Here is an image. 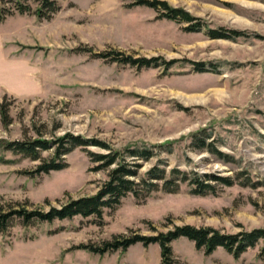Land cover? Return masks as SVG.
I'll return each instance as SVG.
<instances>
[{"label":"rangeland","instance_id":"1","mask_svg":"<svg viewBox=\"0 0 264 264\" xmlns=\"http://www.w3.org/2000/svg\"><path fill=\"white\" fill-rule=\"evenodd\" d=\"M136 1L60 0L62 8L49 20L16 12L0 22V108L3 101L10 104L12 119L5 124L0 110V138H35L39 128L46 138L70 131L117 148L164 145L143 171L164 158L169 168L239 176L237 182L219 185L216 194H193L184 184L177 193L142 200L129 195L105 209L102 224L82 216L28 225L16 219L0 231V264H161L157 243L105 254L76 246L184 224L230 233L264 228V0H167L199 17L200 31ZM221 27L246 34L209 35ZM87 46L175 62L170 68L138 67L78 50ZM196 63L206 70L198 71ZM202 128L234 162L192 146V134ZM52 153L44 151L43 158ZM66 157V168L39 173L41 160L0 150V202L47 207L46 200L59 206L96 194L107 171L91 169L85 148ZM247 175L259 186L242 185ZM171 244L178 264H264L263 241L240 257L223 247L207 254L184 236Z\"/></svg>","mask_w":264,"mask_h":264},{"label":"trees","instance_id":"2","mask_svg":"<svg viewBox=\"0 0 264 264\" xmlns=\"http://www.w3.org/2000/svg\"><path fill=\"white\" fill-rule=\"evenodd\" d=\"M12 5L7 6L4 0H0V22L6 20L9 15L16 12L21 14L34 13L39 19H51L62 8L60 0H34L37 6L33 8L31 0H9ZM137 5H146L157 10H162V17L172 20L190 23L188 30L200 31L203 23L185 8L175 7L167 0H137ZM245 31L221 28L209 29L212 38H236L245 35ZM78 50L91 52L94 56L112 61L136 65L138 67H157L164 65L170 68L175 61L166 60L162 56L134 57L119 50L95 52L92 47H79ZM215 67V66H214ZM198 71L206 70L204 63H196ZM10 104L1 103V116L5 124L12 122L10 116ZM38 137L25 139L0 138V150L10 151L16 155H22L33 160H41L36 172L49 173L53 170H62L68 166L67 155L76 148H85L93 171H107V178L100 185L94 195L69 198L65 203L57 206L50 200H46L47 207H28V203L13 201L7 204L0 202V231H6L14 220H21L28 225L36 221H54L55 219L73 218L75 216L94 217L99 224L104 222L105 209H114L122 200L133 195L137 200L146 199L156 192L177 193L182 186H188L193 194H216L219 185L231 186L238 177L221 175L218 173H202L197 170H186L179 166L169 168V163L164 158H159L152 166L143 171L144 162L149 161L158 154L156 148L164 145H150L146 142H133L121 148L114 147L111 143L83 134L67 131L61 135H53L46 138L41 129L37 128ZM191 144L201 151H208L216 155L224 162H234L235 158L222 151L212 137V132L202 128L191 136ZM97 146L99 150L90 147ZM52 150L50 158H43V152ZM5 162L8 159L1 158ZM242 174V173H240ZM245 186H259V181H254L247 175ZM153 235L141 234L131 230L128 233H120L113 238L103 241L102 244L81 243L76 246L91 252L105 254L117 250H127L136 243L145 246L157 243L161 249V264H178L174 258L172 242L180 237L193 240L196 247L204 249L207 254L213 253L218 247H223L235 257H240L249 248L263 241L261 254L264 255V228L243 229L236 233L224 232L212 226H196L193 224L174 225L167 231H158Z\"/></svg>","mask_w":264,"mask_h":264},{"label":"crops","instance_id":"3","mask_svg":"<svg viewBox=\"0 0 264 264\" xmlns=\"http://www.w3.org/2000/svg\"><path fill=\"white\" fill-rule=\"evenodd\" d=\"M1 69V68H0ZM14 71V70H13ZM15 72V71H14Z\"/></svg>","mask_w":264,"mask_h":264}]
</instances>
